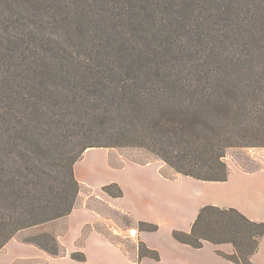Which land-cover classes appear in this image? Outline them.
<instances>
[{"label":"trees","instance_id":"trees-1","mask_svg":"<svg viewBox=\"0 0 264 264\" xmlns=\"http://www.w3.org/2000/svg\"><path fill=\"white\" fill-rule=\"evenodd\" d=\"M117 147L205 182L229 179L230 149L264 148V0H0V251L69 216L75 165ZM103 191L123 196L116 183ZM173 237L230 243L232 255L219 253L254 264L264 222L207 205ZM28 242L65 254L52 234ZM139 255L160 259L143 243Z\"/></svg>","mask_w":264,"mask_h":264},{"label":"crops","instance_id":"crops-1","mask_svg":"<svg viewBox=\"0 0 264 264\" xmlns=\"http://www.w3.org/2000/svg\"><path fill=\"white\" fill-rule=\"evenodd\" d=\"M92 153L105 156L104 161L90 164V167L95 168L94 171L103 166L115 173V177L101 185L102 191L104 186L116 183L122 189L123 196L116 198L103 191L101 199H104L112 209L128 215L136 224L129 228V235L134 240L135 248L132 252H126L97 229H91L85 236L82 246H78L76 243L83 236L86 228L99 223L100 215L94 209L75 207L69 216L53 223L65 221L68 223L67 232L64 235H58L59 242L63 240L64 245L72 253H85L87 261L79 262L65 255L57 258L55 262L64 261V264H236L219 253L232 255L235 252L232 244L215 245L206 242L203 248L196 249L178 242L173 237V232L175 230L190 232L200 210L207 205L236 208L252 221L264 222V191L260 193L251 191L252 189L247 187L249 184L232 186L233 172L226 182H205L177 173L166 176L163 173L166 164L160 160L145 163L128 161L122 165H115L117 154L110 148L88 149L84 157ZM77 167L78 165H75V174L83 186L82 179L78 177ZM239 171L247 175L255 173ZM261 171H264V168ZM209 184H217L219 187L217 196H212L210 192L205 191ZM74 219L81 220L77 228L72 225ZM140 222L155 224L159 229L155 232L139 231ZM133 230L135 234H132ZM141 243L156 250L160 259L147 257L140 259L139 244ZM251 259L254 264H264V237L261 239L259 250Z\"/></svg>","mask_w":264,"mask_h":264},{"label":"rangeland","instance_id":"rangeland-1","mask_svg":"<svg viewBox=\"0 0 264 264\" xmlns=\"http://www.w3.org/2000/svg\"><path fill=\"white\" fill-rule=\"evenodd\" d=\"M108 149V148H105ZM117 157L115 158V165H122L128 161H135L138 163H145L153 160H160L156 155L146 149L138 147H117L110 148ZM84 157V156H83ZM105 156L99 153H92L78 162V177L82 179L83 186L80 189V194L76 203L77 208L94 209L100 215L99 223L95 226H89L83 233V236L77 241L78 246H82L87 233L91 229H97L103 235L108 237L120 245L126 252H132L135 248L134 240L131 239L129 228L134 224L133 220L119 211L112 209L104 199H101L103 191L101 185L111 178L115 177V173L105 169L103 166L96 168L90 167L91 163H99L104 161ZM164 162V161H162ZM226 162L232 173V186L234 184H249L247 187L251 191H264V148H232L227 152ZM165 163V162H164ZM163 173L170 176L173 173H178L167 163ZM255 172L253 174H242L241 171ZM183 175V174H181ZM201 189V188H198ZM205 191L212 196H217L219 187L217 184H209ZM81 220L74 219L72 221L73 227L77 228ZM68 223H49L42 226H37L31 229L23 230L0 251V264H53L57 258L61 256H52L47 252L39 249L28 241L33 237L48 233L55 237L64 235L68 230ZM133 234V233H132ZM63 245L65 254L62 256H69L71 258L72 251L64 245L63 240L60 241ZM140 246V244H139ZM66 259V258H64ZM65 262L57 261L54 264H64Z\"/></svg>","mask_w":264,"mask_h":264},{"label":"bare ground","instance_id":"bare-ground-1","mask_svg":"<svg viewBox=\"0 0 264 264\" xmlns=\"http://www.w3.org/2000/svg\"><path fill=\"white\" fill-rule=\"evenodd\" d=\"M132 233L135 234V231L133 230Z\"/></svg>","mask_w":264,"mask_h":264}]
</instances>
